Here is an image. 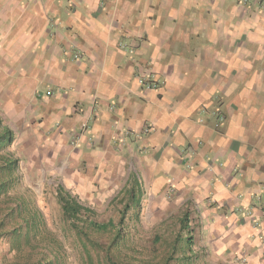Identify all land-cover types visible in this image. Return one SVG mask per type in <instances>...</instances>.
<instances>
[{
  "label": "crops",
  "instance_id": "crops-1",
  "mask_svg": "<svg viewBox=\"0 0 264 264\" xmlns=\"http://www.w3.org/2000/svg\"><path fill=\"white\" fill-rule=\"evenodd\" d=\"M56 2L0 0V66L45 64L36 76L73 89L65 127L85 123L98 144L86 155L120 153L110 143L130 137L139 172L129 179L147 181L153 195L177 193L183 213L198 212L218 243L233 227L241 241L261 235L264 245V209L249 206L264 184V9L235 0H72L64 12ZM42 37L54 39L41 46ZM75 50L81 60L71 61ZM8 80L29 85L34 100V79ZM47 117V125L59 118Z\"/></svg>",
  "mask_w": 264,
  "mask_h": 264
},
{
  "label": "rangeland",
  "instance_id": "rangeland-1",
  "mask_svg": "<svg viewBox=\"0 0 264 264\" xmlns=\"http://www.w3.org/2000/svg\"><path fill=\"white\" fill-rule=\"evenodd\" d=\"M55 1L59 3V10L64 12L68 11L69 5L72 4V0ZM235 1L240 5L255 2L257 9L261 11L264 9L262 0ZM203 8L206 9L207 5L205 4ZM205 9L203 12L207 13ZM48 39L54 38L42 37L41 46L47 44ZM74 52L76 53L73 58L69 60H81L77 57L79 53L76 50ZM40 54H44L43 50ZM64 55L66 59L69 58L66 53ZM49 56L47 52L46 57ZM262 64L264 66L263 60ZM19 65L20 62H15L0 66V116L15 132V142L10 149L20 159L23 186L33 190L35 204L44 215L46 228L44 230L64 243L73 261L80 259L84 253L77 236L69 229L62 216L61 206L55 196L58 185L77 195L86 205L92 206L98 213L100 221L114 218L118 222L123 212V226L128 230L124 258L128 264H164L170 256L172 247L175 246L174 242H178V253L170 264H264L261 235L255 241L247 243L240 240L236 235L237 231L232 227L229 231L235 234H229L224 240L225 243H218L210 230L202 229V225L197 222L198 212L193 208L190 218L194 245L191 247L189 229H182L179 223L185 206L177 193L172 195L162 189L161 194L153 195L147 181L142 179L140 183L144 190L135 189V192L132 190L127 192L125 188L120 193L127 184L130 186L133 183L134 177L132 175L129 179L130 175H138L139 172L135 170L138 165L133 163L134 157L130 153V148H134L137 141L127 137L122 144L121 141L110 143L113 149L118 147L120 153L121 150H125L122 158L117 152H113L110 157L108 154L101 157L97 150L91 159L85 152L87 148L94 149L98 144L87 131L89 129L85 123H75L70 130L64 124L67 115L64 106L68 104L66 95L73 89L55 86L36 76L45 64L30 62ZM10 69L14 71L10 72ZM4 75L7 79H2ZM8 79L13 82L34 79L36 82L34 100L31 101L29 85L25 88H21V84L12 86ZM72 107L70 109L73 113L81 114L83 111L80 105L75 104ZM215 110L217 115L220 110ZM52 114L58 115L59 118L47 125V116ZM95 150L96 148L93 151ZM126 159L127 162L124 163ZM257 185L259 191L251 194L249 206L264 209V184ZM127 203L129 207L125 206ZM0 215L3 217V212H0ZM252 222L256 227L262 223L257 216ZM98 237L102 241L107 240V235ZM0 249V264H5V259H9L13 264L14 253L9 251V241L6 239L0 241ZM91 254L96 256L94 250H91ZM192 258L195 259L193 263Z\"/></svg>",
  "mask_w": 264,
  "mask_h": 264
},
{
  "label": "trees",
  "instance_id": "trees-1",
  "mask_svg": "<svg viewBox=\"0 0 264 264\" xmlns=\"http://www.w3.org/2000/svg\"><path fill=\"white\" fill-rule=\"evenodd\" d=\"M15 138L14 130L0 116V212H3V217L0 215V241H9V251L14 253L13 264H128L124 258L128 230L123 226V212L118 222L114 218L100 221L92 206L83 203L77 195L61 185L56 188L55 196L61 206L62 216L77 236L84 255L73 261L64 243L44 230V215L35 204L33 190L23 186L20 159L10 149ZM125 188L127 192L142 190L141 183L135 180L120 193ZM190 216V211L184 212L179 219L182 229L190 226ZM8 223L12 226L6 225ZM188 229L191 231L189 244L192 247V226ZM98 235H107V240L102 241ZM174 244L164 264L175 260L178 242ZM91 250L96 252V256L91 254ZM5 264H12V261L5 259Z\"/></svg>",
  "mask_w": 264,
  "mask_h": 264
},
{
  "label": "built area",
  "instance_id": "built-area-1",
  "mask_svg": "<svg viewBox=\"0 0 264 264\" xmlns=\"http://www.w3.org/2000/svg\"><path fill=\"white\" fill-rule=\"evenodd\" d=\"M262 6L264 7V0H262ZM140 84L147 88V89H152V88H156L157 86V82H155L154 80H151V79H140L139 80ZM218 117L222 120L223 119V116L220 114V112L217 113ZM144 131H149V128L146 127L144 129Z\"/></svg>",
  "mask_w": 264,
  "mask_h": 264
}]
</instances>
